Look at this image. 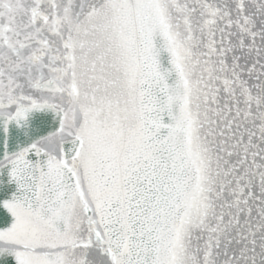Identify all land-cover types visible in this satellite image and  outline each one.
Instances as JSON below:
<instances>
[{
	"label": "snow or ice",
	"instance_id": "1",
	"mask_svg": "<svg viewBox=\"0 0 264 264\" xmlns=\"http://www.w3.org/2000/svg\"><path fill=\"white\" fill-rule=\"evenodd\" d=\"M0 264H264V0H0Z\"/></svg>",
	"mask_w": 264,
	"mask_h": 264
}]
</instances>
